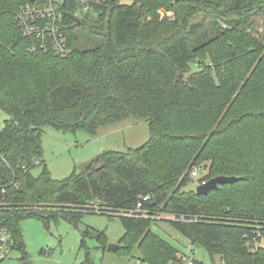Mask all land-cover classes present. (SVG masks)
I'll return each mask as SVG.
<instances>
[{"label": "trees", "instance_id": "1", "mask_svg": "<svg viewBox=\"0 0 264 264\" xmlns=\"http://www.w3.org/2000/svg\"><path fill=\"white\" fill-rule=\"evenodd\" d=\"M35 1L0 0V16L8 18V34L1 37L10 44L0 43V111L9 116L0 128V223L21 261H29L22 220L49 226L63 219L78 228L85 214H95L89 206L129 211L151 196L144 210L202 220L168 223L209 253L211 264L215 257L222 264H264V45L240 28L264 0H91L87 12L70 0L65 20L72 52L63 58L40 50L15 21ZM163 9L174 19L161 20ZM201 13L214 16L217 35L194 46L190 20ZM240 13L242 19H231ZM73 16L99 40L94 47L75 49ZM243 49L263 54L256 67L236 72ZM127 118L149 122L143 147L107 151L80 173L53 177L43 160L45 127L96 137ZM195 167L209 172L203 181L241 179L199 196L184 191ZM118 218L125 236L116 252L138 250L142 264L177 258L180 249L151 231L159 221ZM102 234L83 233L86 264H92L87 238L107 249Z\"/></svg>", "mask_w": 264, "mask_h": 264}, {"label": "rangeland", "instance_id": "2", "mask_svg": "<svg viewBox=\"0 0 264 264\" xmlns=\"http://www.w3.org/2000/svg\"><path fill=\"white\" fill-rule=\"evenodd\" d=\"M232 0H229L231 2ZM124 3L131 4V0ZM262 8L256 7L249 14L248 20H243L244 25L240 28L245 31L246 36H252L264 45V3ZM259 5V6H260ZM4 7L2 12H6ZM159 12H168L161 10ZM158 12V14H159ZM83 17V15H81ZM239 17L234 15L231 19H242L245 15L240 13ZM214 16L206 17L204 13L192 16L191 39L194 46L200 45L203 41H209L217 35L214 25ZM7 16H0V43L6 46L10 44L1 37L7 35L8 21ZM224 19V18H222ZM224 24V20L221 21ZM227 25H224L226 27ZM78 40L75 42L76 50L92 48L99 41L96 37L89 35L84 27L75 32ZM247 48V47H245ZM263 53L247 54L243 49L237 60L235 71L240 69L247 70L256 67ZM249 63H252L249 65ZM198 65L193 66V71L198 70ZM241 82H239L240 84ZM9 116L0 111V128L3 127ZM150 138V126L146 120L138 121L134 118L112 123L98 131L96 137L91 136L86 131L61 132L53 127H45L42 136L44 149L43 160H45L49 171L57 180H63L71 176L75 169L78 173L84 166L97 159V156L107 151L126 152L127 149H139L145 145ZM209 166V163H208ZM197 179L191 177V183L184 191H195L201 178H206L209 173L199 167ZM209 169V167H208ZM264 169V168H263ZM41 167H37L33 175L39 174ZM217 173H214L216 175ZM174 179V177H173ZM208 182V181H207ZM47 226L39 219H24L20 223V231L25 241L26 252L29 254L30 264H86V252L81 249L83 233L86 231L103 233L106 238L107 249L101 248L100 241L87 238L86 246L90 252L89 260L92 264H141L140 253L138 250L130 252V255L108 250L109 245H119L125 236V228L118 217L110 218L108 214L87 213L83 217L82 223L78 228H74L68 221L63 219L52 220ZM151 231L160 238L166 240L175 249H180L186 253L195 252L196 258L205 264H211V258L203 248L197 247L189 242L187 237L181 234L170 223L165 221L154 222L151 224ZM22 254L17 251L3 261L2 264H23ZM216 264H222L218 257H215Z\"/></svg>", "mask_w": 264, "mask_h": 264}, {"label": "built area", "instance_id": "3", "mask_svg": "<svg viewBox=\"0 0 264 264\" xmlns=\"http://www.w3.org/2000/svg\"><path fill=\"white\" fill-rule=\"evenodd\" d=\"M70 0H39L30 2L22 7L16 14L15 21L21 28L23 35L28 38H36L39 41V49L44 52H52L55 56L63 58L71 54L69 46V37L66 34L67 21L65 20L70 13L66 6ZM84 4L83 11L87 12L89 2L91 0H72ZM79 14V13H77ZM161 20H173L174 14L170 12H159ZM37 164L40 161L36 162ZM200 169L195 167L191 170V177L198 178ZM204 178L199 180V185H206ZM151 196H144V199L137 203L136 208L129 211L111 210L102 206H89V209L95 214H108L109 217H135L141 219H151L154 221L165 222H183V223H199L202 220L197 216L184 215L178 212L164 211L153 212L149 209L144 210V202H150ZM218 220V219H214ZM15 251V239L11 232L0 223V260H6L12 252ZM202 261L196 258L195 252L192 254L182 250L178 252L177 258L170 264H197ZM141 263V262H140ZM142 264V263H141ZM205 264V263H203Z\"/></svg>", "mask_w": 264, "mask_h": 264}, {"label": "water", "instance_id": "4", "mask_svg": "<svg viewBox=\"0 0 264 264\" xmlns=\"http://www.w3.org/2000/svg\"><path fill=\"white\" fill-rule=\"evenodd\" d=\"M72 20L75 22V27H78L81 24V20L78 17L73 16ZM179 78L182 79V75ZM240 179V177H227L222 175L221 177L212 178L206 183V185L197 186L196 192L199 196H206L210 191L218 189L221 184L235 183ZM118 249H120V245H109L108 247V250L111 252H116ZM23 264L30 263L29 261H26Z\"/></svg>", "mask_w": 264, "mask_h": 264}, {"label": "crops", "instance_id": "5", "mask_svg": "<svg viewBox=\"0 0 264 264\" xmlns=\"http://www.w3.org/2000/svg\"><path fill=\"white\" fill-rule=\"evenodd\" d=\"M98 134V133H97Z\"/></svg>", "mask_w": 264, "mask_h": 264}]
</instances>
